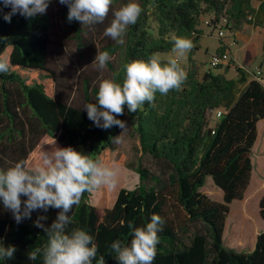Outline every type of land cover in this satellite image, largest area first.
<instances>
[{"label": "trees", "instance_id": "trees-1", "mask_svg": "<svg viewBox=\"0 0 264 264\" xmlns=\"http://www.w3.org/2000/svg\"><path fill=\"white\" fill-rule=\"evenodd\" d=\"M127 2L113 0L112 8ZM136 2L143 11L137 23L128 27L122 48L113 42L100 46L103 42L97 39L110 24L111 11L92 32L78 21L69 23L68 8L59 0H52L43 16L27 19L17 14L11 23L3 19L11 9L3 7L0 0V59L9 64V71L0 73V169L20 160L35 165L41 154L52 151L54 146H70L93 159L99 158L108 167L132 169L112 139L122 136L123 129L98 128L82 109L84 104L96 103L100 81L93 61L97 53L107 51L113 58L123 51L120 69L111 62L106 66L109 79L122 82L125 64L147 61L153 54L171 53L173 37L191 39V53L196 51L203 16H212L214 26L224 22L234 33L245 25L264 27V0ZM253 2L258 3L256 8ZM65 39L73 42L79 52L78 66L67 80L52 62L62 54ZM228 50L223 44L217 54ZM230 69L237 75L231 80L210 71L201 74L191 61L180 91L157 93L153 103H145L135 113H129L125 106L124 115L117 117L136 122L135 152L140 158L150 156L159 174L139 164L134 170L139 176L138 187L121 190L111 208L92 205L91 193L87 192L80 204L73 206L69 230L81 228L94 237L97 259L103 256L105 264H117L112 242L129 243L132 232L128 224L144 226L152 214H158L165 223L158 233L160 242L153 264H264V233L258 235L250 253L226 248L223 243L230 205L244 198L250 184L257 125L264 119V87L251 80L250 72L233 58L225 71ZM216 111H221V117L212 127ZM208 178L222 191V203L201 192ZM107 193L101 202H109L112 192ZM58 211L36 210L30 219L17 224L0 202V239L5 247H16L14 257L0 259V264H42L41 258L28 259L29 251L42 247L47 240L34 221L45 215L47 220L42 223L50 226ZM260 216L264 220V196Z\"/></svg>", "mask_w": 264, "mask_h": 264}, {"label": "clouds", "instance_id": "clouds-1", "mask_svg": "<svg viewBox=\"0 0 264 264\" xmlns=\"http://www.w3.org/2000/svg\"><path fill=\"white\" fill-rule=\"evenodd\" d=\"M3 7L11 11L3 19L11 23L13 15L27 19L43 16L52 0H2ZM68 8L67 21H78L89 28L103 24L110 11L112 19L105 28L104 35L117 44H124V35L130 25H135L143 11L136 0H128L113 10V0H59ZM2 11V8H0ZM194 47L187 37H173L172 53L166 62L153 54L147 61L134 60L123 66L122 82L103 79L99 83L96 103L83 105L87 117L93 124L107 130L117 126L126 129V122L117 117L124 115L125 106L129 113H135L145 103H153L156 94L167 95L170 91H180L187 79V73L179 63ZM112 60L109 52H98L93 64L103 71ZM9 64L0 59V73H7ZM124 132V131H123ZM122 132V133H123ZM120 143L121 135L112 137ZM55 144V143H54ZM53 144V145H54ZM117 170L106 166L99 158L93 159L72 147H53L43 152L39 163L29 164L25 160L15 162L7 169H0V202L3 208L12 213L17 224L30 219L33 211L49 208L59 210L50 226L42 221L47 216H38L34 226L43 229L47 240L42 247L29 251L28 259H42V264H105V258L97 259L98 246L94 237L86 230L72 228L70 213L73 206L80 204L84 193H92L99 187H115ZM26 197L22 200L21 197ZM165 221L158 214H152L150 222L144 226L129 223L132 238L125 244L115 240L111 244L117 264H153L160 242L158 233L163 230ZM16 247H5L0 239V259H12Z\"/></svg>", "mask_w": 264, "mask_h": 264}, {"label": "rangeland", "instance_id": "rangeland-1", "mask_svg": "<svg viewBox=\"0 0 264 264\" xmlns=\"http://www.w3.org/2000/svg\"><path fill=\"white\" fill-rule=\"evenodd\" d=\"M121 5L113 7V10L118 9ZM253 6L256 8L258 6L257 2H253ZM212 16H203L199 26V30L202 31V35L197 42L198 49L191 53H187L184 57L180 58L179 63L184 68L187 73L188 67L191 61L198 66L201 74L208 71L215 75L223 74L227 79H234L237 75L234 69L225 71L226 66H221L219 68L211 67L212 58L217 55L219 50L222 48L223 44L229 48V58H236L240 61V65L243 58L247 62H255L253 67L249 68L250 72H253L259 66V63L264 58V53L262 46L264 43V27L263 28H252L249 25H245L241 31L238 33L232 32L230 29L225 27V23L214 26L211 23ZM84 29L91 30L95 32V26L89 28L88 26H82ZM155 24L151 25V28L155 30ZM105 30V29H104ZM103 32L97 36V39L103 43L102 45H107L110 43H116L109 37H106ZM223 33V36L220 34ZM126 35V34H125ZM125 35L123 37L125 41ZM89 35L85 34L87 38ZM64 46H62V54L55 56L52 59L53 64L56 65L58 72L64 77V79H69L73 77L75 69L78 66L79 52L76 45L69 41L68 39L63 40ZM117 44V43H116ZM123 48L124 44H118ZM174 55L172 52L168 54H158L161 61L166 62L170 56ZM116 69H120L123 64V51H119L115 57L110 60ZM99 73L98 80L109 79L111 74L105 68L103 71L95 69ZM126 129L123 130L121 136V141L118 143L119 151L127 156V166L126 167H111L117 170V182L115 187L101 186L91 193V204L98 207L99 209L111 208L115 203L117 196L121 190H134L139 185V176L135 173V169L142 164L144 167L149 169L154 174H159V167L156 165L155 161L150 156H144L140 158L135 152V137L133 135V126L135 121L125 120ZM217 124V119L215 113L212 115L210 125L214 127ZM112 192V196L108 203L101 202L104 197H108L107 191ZM201 192L205 194L212 201L217 202L220 200L219 192L213 186L212 180L206 181ZM226 246L225 241L223 240ZM244 246L241 248L242 252H249L251 248L243 243ZM239 249V248H238Z\"/></svg>", "mask_w": 264, "mask_h": 264}, {"label": "crops", "instance_id": "crops-1", "mask_svg": "<svg viewBox=\"0 0 264 264\" xmlns=\"http://www.w3.org/2000/svg\"><path fill=\"white\" fill-rule=\"evenodd\" d=\"M233 59L236 64L240 63L238 59ZM254 63L255 62H247L243 58L240 66L245 67L247 71H249V68L253 67ZM261 66L262 60L257 69ZM251 80H253L252 74ZM251 159L253 171L250 184L244 198L239 201H234L230 205V213L226 220L223 235V240L226 243V246H224L226 248L242 252L241 248L244 246L243 243H245L251 248V251L245 253H250L254 250L258 235L264 233V220L260 216V202L264 196V119L257 125V140L252 149ZM208 180H210V178H208L207 181ZM216 189L220 197V200L217 202L222 203L223 193L218 188Z\"/></svg>", "mask_w": 264, "mask_h": 264}, {"label": "built area", "instance_id": "built-area-1", "mask_svg": "<svg viewBox=\"0 0 264 264\" xmlns=\"http://www.w3.org/2000/svg\"><path fill=\"white\" fill-rule=\"evenodd\" d=\"M223 36V33L220 34ZM230 58L228 53H225L223 55H215L211 60V67L213 68H219L221 66H227L229 65ZM250 72V71H249ZM252 74L253 80L259 83L261 86L264 87V59L262 60V66L255 70L254 72H250ZM216 119L221 117V111L215 112Z\"/></svg>", "mask_w": 264, "mask_h": 264}]
</instances>
